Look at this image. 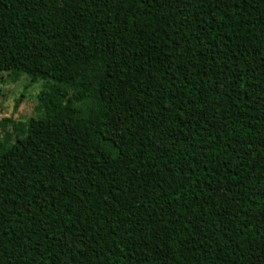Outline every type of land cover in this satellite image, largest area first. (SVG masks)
<instances>
[{
    "label": "trees",
    "instance_id": "1",
    "mask_svg": "<svg viewBox=\"0 0 264 264\" xmlns=\"http://www.w3.org/2000/svg\"><path fill=\"white\" fill-rule=\"evenodd\" d=\"M4 72L0 264H264V0H0Z\"/></svg>",
    "mask_w": 264,
    "mask_h": 264
},
{
    "label": "rangeland",
    "instance_id": "2",
    "mask_svg": "<svg viewBox=\"0 0 264 264\" xmlns=\"http://www.w3.org/2000/svg\"><path fill=\"white\" fill-rule=\"evenodd\" d=\"M45 80H35L28 75H21L12 80L7 72L0 74V141L13 126L28 120L35 115L38 95L45 89Z\"/></svg>",
    "mask_w": 264,
    "mask_h": 264
}]
</instances>
